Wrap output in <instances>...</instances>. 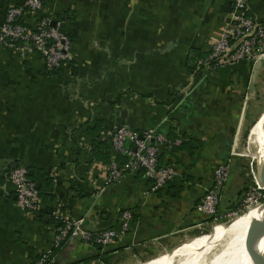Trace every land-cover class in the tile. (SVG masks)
I'll return each mask as SVG.
<instances>
[{
  "label": "crops",
  "instance_id": "obj_1",
  "mask_svg": "<svg viewBox=\"0 0 264 264\" xmlns=\"http://www.w3.org/2000/svg\"><path fill=\"white\" fill-rule=\"evenodd\" d=\"M22 2L0 0V24L6 9ZM231 5L47 0L43 14L61 21L71 41L70 60L52 74L39 55L0 45V264H34L48 253L57 213L84 218L89 230L116 228L124 210L132 222L121 240L106 246L67 242L51 264H144L202 236L210 220L196 205L236 138L264 111V63L208 71L187 62L191 50L202 54L198 64L206 60ZM247 11L264 23V0H248ZM123 124L137 132L161 128L183 140L182 148H161L159 163L177 171L163 190L145 196L150 182L139 172L105 184L106 132ZM101 142L100 154L93 155ZM250 163L247 156L232 157L229 178L218 190L219 215L240 203ZM17 166L34 170L42 193L36 214L15 205L6 176ZM80 194L86 197L70 205ZM198 255L180 258L189 263Z\"/></svg>",
  "mask_w": 264,
  "mask_h": 264
},
{
  "label": "built area",
  "instance_id": "obj_2",
  "mask_svg": "<svg viewBox=\"0 0 264 264\" xmlns=\"http://www.w3.org/2000/svg\"><path fill=\"white\" fill-rule=\"evenodd\" d=\"M46 1L23 0L18 6H9L0 24V45L20 55L37 54L47 68L58 69L71 58V41L63 31L61 21L43 14ZM247 4L248 0H232L228 22L210 42L209 54L205 60V63H213L209 68L219 70L247 63L254 69L264 63V24L257 22L248 13ZM29 18L34 22L27 23ZM106 136L110 154L106 185L120 182L128 173L139 172L150 182L143 193L147 196L163 190L177 176L173 165L159 163V155L163 147L179 146L183 141L181 138L170 139L161 128L137 132L124 124L114 126L106 132ZM239 141L236 138L229 156L216 166L213 171V186L196 205V210L211 220L213 228L240 212L261 206L264 200V187L259 186L254 179L255 167L251 160V184L244 191L239 206L222 215L217 212L220 199L218 190L229 178L232 157L246 156L239 149ZM122 157L124 160L120 159ZM6 179L13 189L17 208L29 214L40 212L41 198L36 184L28 177L27 168L15 167L10 170ZM54 218L57 222L51 250L59 249L73 240L95 246H106L121 240L129 230L132 213L128 210L122 211L117 227L105 230L87 229L84 218L72 219L58 213ZM51 250L41 254L34 264H51Z\"/></svg>",
  "mask_w": 264,
  "mask_h": 264
},
{
  "label": "bare ground",
  "instance_id": "obj_3",
  "mask_svg": "<svg viewBox=\"0 0 264 264\" xmlns=\"http://www.w3.org/2000/svg\"><path fill=\"white\" fill-rule=\"evenodd\" d=\"M250 137V144L255 150V154L251 156L261 162L264 160V115L252 129ZM263 216L264 211L261 206L254 207L244 214L231 220L230 226H227L226 224H219L213 228L212 233L204 234L186 244L177 246L170 252L159 257L157 260L144 264H173V260H175L174 258H180L188 254L191 257H195L199 254L191 263L198 264L199 259L203 257L205 251L211 247V245L221 239V237L229 230L233 228H242L244 229L246 236V232L249 227L254 225H259L260 228L262 227ZM244 240L245 238H237V240L234 242L233 248L230 250L228 260L224 264H255L249 258L244 249ZM252 248L254 252L264 256V237L254 241Z\"/></svg>",
  "mask_w": 264,
  "mask_h": 264
},
{
  "label": "rangeland",
  "instance_id": "obj_4",
  "mask_svg": "<svg viewBox=\"0 0 264 264\" xmlns=\"http://www.w3.org/2000/svg\"><path fill=\"white\" fill-rule=\"evenodd\" d=\"M247 135H248V130L244 133V135L241 136L240 141H239V149H241L243 151V154H246V148H247ZM246 156L249 158V160H253V162H255V159L251 156V155H247ZM232 210H229L228 212H231ZM225 212V213H228ZM246 211L240 212L238 213L236 216H233V218L228 219V221L233 220L234 218H236L237 216L242 215L243 213H245ZM227 222V221H225ZM224 223V222H223ZM249 229L248 228L247 232H246V236L244 233V229L242 228H233L231 230H229L226 234H224L221 239H219L216 243H214L213 245H211V247H209L203 257H201L199 259L198 264H224L229 257V253L230 250L233 248L234 246V242L237 240V238H241L244 239V249L247 253V255L249 256V258L254 262V260L252 259V252H251V248H250V240H249ZM213 231V223L211 222V220L209 221V226L205 227L204 230H202V235L204 234H210ZM212 244V243H211ZM253 249V248H252ZM170 251H167L165 253H168ZM184 260L182 258H176L175 260H173V264H191V262L187 263L186 261L183 262ZM255 263V262H254Z\"/></svg>",
  "mask_w": 264,
  "mask_h": 264
},
{
  "label": "water",
  "instance_id": "obj_5",
  "mask_svg": "<svg viewBox=\"0 0 264 264\" xmlns=\"http://www.w3.org/2000/svg\"><path fill=\"white\" fill-rule=\"evenodd\" d=\"M264 115V111L262 112V114L258 117V119L251 125L249 131H248V135H247V148H246V154L247 155H253L255 154V150L253 149V146L249 143V137L251 135V131L252 129L256 126V124L262 119ZM245 154V155H246ZM254 167H255V176L254 179L256 181V183L259 186L264 187V160H262L261 162L255 158V162H254ZM37 187V186H36ZM261 208L264 211V200L263 203L261 205ZM221 224H226L227 226L231 225V221H227ZM249 240H250V248H251V252L253 251L252 247H253V243L254 241L264 237V216L262 219V227L260 228L259 225H254L251 226L249 229ZM252 259L254 260L255 264H264V256L256 253V252H252Z\"/></svg>",
  "mask_w": 264,
  "mask_h": 264
},
{
  "label": "trees",
  "instance_id": "obj_6",
  "mask_svg": "<svg viewBox=\"0 0 264 264\" xmlns=\"http://www.w3.org/2000/svg\"><path fill=\"white\" fill-rule=\"evenodd\" d=\"M250 14V13H249ZM53 19H55V18H53ZM22 23H23V21H22ZM264 24V23H263ZM202 58V54L199 52V51H197V50H191L190 51V56L187 58V62L189 63V66H190V68L191 69H193V70H196L197 69V67H199V68H204V69H208V71H214V70H216V69H212V68H209V67H212L213 66V63H210V64H208V63H205V60L204 61H202L201 63H197L196 62V60H198V59H201ZM188 63H187V65H188ZM47 68V67H46ZM59 70V68L58 69H49V68H47V72H48V74H52V73H54V72H56V71H58ZM102 142L101 143H96L94 146H93V148H92V151H91V153L94 155H99L100 154V150L102 149ZM183 143H181L179 146H176V147H174V148H182L183 146ZM104 146H105V144H104ZM27 171H28V177L29 178H31V180L35 183L36 181L34 180V179H36L35 177H32V172H34V170H32V169H27ZM10 172V170L8 171V173ZM37 174H41V173H37ZM41 175H43V174H41ZM35 176V175H34ZM43 177V176H42ZM45 177V176H44ZM251 184V181H249L247 184H246V187H245V190L247 189V187L249 186ZM213 186V185H212ZM244 190V191H245ZM37 191H38V193H39V196H40V198H41V196H42V193H41V189L40 188H38L37 187ZM83 197H86V195H84V194H80V195H77V197H72L71 198V202H70V205H72L73 203H74V201L76 200V199H79V198H83ZM239 206V204L236 206V208ZM235 208V209H236ZM210 220V219H209ZM53 222H57L56 220H52ZM64 246V245H63ZM63 246H61L59 249L57 248V249H53L52 248V250H51V257H49V259H51V258H54V256L62 249V247ZM39 258V257H38Z\"/></svg>",
  "mask_w": 264,
  "mask_h": 264
}]
</instances>
